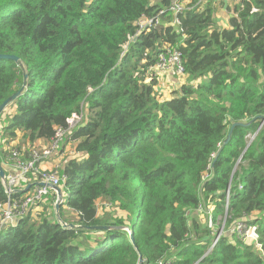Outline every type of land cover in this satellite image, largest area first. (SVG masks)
Returning a JSON list of instances; mask_svg holds the SVG:
<instances>
[{
    "label": "trees",
    "instance_id": "1",
    "mask_svg": "<svg viewBox=\"0 0 264 264\" xmlns=\"http://www.w3.org/2000/svg\"><path fill=\"white\" fill-rule=\"evenodd\" d=\"M177 1L186 8L173 26V0H0V54L21 60L0 59V103L27 74L0 119V166L16 172L13 151L30 160L66 128L41 158L64 154L54 164L64 221L132 227L143 264H264V0L233 2L224 21L215 0ZM143 15L161 21L136 35ZM167 46L185 75L162 96L149 67ZM234 122L244 124L223 144ZM26 179L16 185L38 180ZM54 197L0 229V264H136L122 231L63 229ZM239 220L251 238L232 230Z\"/></svg>",
    "mask_w": 264,
    "mask_h": 264
},
{
    "label": "built area",
    "instance_id": "2",
    "mask_svg": "<svg viewBox=\"0 0 264 264\" xmlns=\"http://www.w3.org/2000/svg\"><path fill=\"white\" fill-rule=\"evenodd\" d=\"M185 8L186 6L177 0H173L172 4L167 8L166 11L172 13V20L170 23L174 24L173 26L178 24L179 21L177 15ZM160 21L161 19L158 16H141L137 21V30L135 34L138 35L144 30L155 28ZM149 71L158 79L155 86L156 90L162 88V74L173 76L174 78L181 80L185 75L181 52L178 49H172L168 46L165 47L159 52L156 63L149 67ZM80 120L81 115L73 113L66 121L68 130L75 126ZM66 130V128H58L55 132V137L52 140L51 146L45 148L40 154L34 152L32 159L30 160L25 161L19 159L18 153L13 151L12 158L15 161L14 168L17 171H6V180L10 188H14L20 181H26L27 172H30V175L34 178H38L37 181H45L59 187L62 178L58 175V170L53 167V169H49L48 171H38L35 163L41 162V158L49 156L54 150L59 148L62 136ZM253 135H249V138L252 139ZM9 168V170H14V168ZM33 186L34 189L30 192L29 189L22 199L15 200L8 197L6 201H0V229L7 225H15L18 220L25 215L30 205L36 206L37 203L51 191L45 186ZM232 230L240 238H251L248 233V227L243 220L237 221L232 227ZM221 233L222 227L215 232L209 250L216 244Z\"/></svg>",
    "mask_w": 264,
    "mask_h": 264
},
{
    "label": "water",
    "instance_id": "3",
    "mask_svg": "<svg viewBox=\"0 0 264 264\" xmlns=\"http://www.w3.org/2000/svg\"><path fill=\"white\" fill-rule=\"evenodd\" d=\"M170 25H174V24L170 23ZM2 58H9V59L15 60V61L19 62V64H21V60L13 54L12 55L0 54V59H2ZM26 78H27V74H24V84L21 85V88L19 91L11 94L10 96H8L5 100H3L0 103V113L7 106V104L12 102L16 97H18L20 95L21 90L25 86ZM258 119H260V121L262 122L264 120V116H258ZM243 124H244L243 122L232 123L229 127V130L226 134V137L223 141V144H225L229 141L234 127H236L238 125H243ZM249 143L250 142L247 143V146L249 145ZM0 183L2 184V186L4 188V192L6 194H9V195L23 194V193L27 192L28 189L32 185H39V186L47 187L49 190H51L55 194L54 201H53V215H54V218H55L57 224H59L63 229L73 230V231L86 230V231H90V232L91 231H102V230H119V231H122V232L126 233L130 243L133 245V248L137 252L138 258H137L136 264H143L144 260H143L142 255L139 252V250L135 244L132 227H130L128 225H122V224H119L116 226H110V225H90V226H87V225H82V224H76L73 222H66L61 218L60 212H59V208H60V205H61L62 200H63V192L60 190L59 187L52 185V184L45 182V181H36V182L27 183L25 186L20 187V188H10L8 183H7V180H6V173L3 170L2 166H0Z\"/></svg>",
    "mask_w": 264,
    "mask_h": 264
},
{
    "label": "rangeland",
    "instance_id": "4",
    "mask_svg": "<svg viewBox=\"0 0 264 264\" xmlns=\"http://www.w3.org/2000/svg\"><path fill=\"white\" fill-rule=\"evenodd\" d=\"M238 0H233V1H231V0H215V2H216V4H220V9H219V13H218V18L221 20V19H223V17H226V16H229L230 14H231V6H232V4H233V2H237ZM183 2H185V1H183ZM228 18V17H227ZM181 79H183V77L181 78ZM168 82H166V83H164V84H161L162 85V88L160 89V90H157V93L159 94H161V95H163V94H165V95H169V92H170V88L168 87ZM170 86H172V85H170ZM174 89H177V85H176V88H174ZM11 108H13V109H15V107L13 106L12 107V105H7L3 110H2V112H1V114H0V119H4V118H6V115H8V116H10V114H9V109H11ZM16 110V109H15ZM84 123V121H82L79 125H82ZM1 126H2V124H0V128H1ZM249 135H253V134H248L246 137H247V143L248 142H251L252 141V139L255 137V135H256V133H254V135H253V137H252V139H250L249 138ZM70 143V142H69ZM68 147V149L67 150H65V151H67V154H70V153H73L72 152V149H73V145H72V143H70L69 145L66 143L65 144V147ZM63 152V151H62ZM64 156V154L63 153H60V154H58V155H55L54 157L56 158V160L59 162L61 159H62V157ZM53 167H54V163L52 162L51 163V165H49L48 166V168H46V169H53ZM5 168V167H4ZM14 188H20V186H15ZM7 195V198L8 197H11V196H13V195H9V194H6ZM37 209H41L40 208V206H38V205H36L35 206V208H34V210L36 211ZM66 215H67V212L65 213ZM250 229H248V233H249V236H250ZM211 246V245H210ZM209 246V247H210Z\"/></svg>",
    "mask_w": 264,
    "mask_h": 264
},
{
    "label": "crops",
    "instance_id": "5",
    "mask_svg": "<svg viewBox=\"0 0 264 264\" xmlns=\"http://www.w3.org/2000/svg\"><path fill=\"white\" fill-rule=\"evenodd\" d=\"M227 17L228 16H226V17H223V21L224 20H226L227 19ZM224 24H225V22H223ZM161 77H162V82H161V84H164V83H166V82H168L169 84H168V87L172 90V89H174V88H176V85H177V83H178V79H176V78H174L173 76H168V75H166V74H162L161 75ZM170 85H172V86H170ZM170 90V91H171ZM162 96H168V95H165V94H163ZM10 111H9V114H12L15 110L13 109V108H11V109H9ZM42 143V141H38V142H36V144H41ZM68 145L70 144V143H67ZM68 149V147L66 146H64L63 147V151H65V150H67ZM73 155V154H72ZM72 155H69L68 157H70V156H72ZM79 156H81V154L79 155ZM56 163L57 162V160H56V158L55 157H52V158H50L49 160H45L44 162H40V168H42V169H45V168H48V166L49 165H51V163ZM10 168L8 167V170H9Z\"/></svg>",
    "mask_w": 264,
    "mask_h": 264
},
{
    "label": "clouds",
    "instance_id": "6",
    "mask_svg": "<svg viewBox=\"0 0 264 264\" xmlns=\"http://www.w3.org/2000/svg\"><path fill=\"white\" fill-rule=\"evenodd\" d=\"M212 241V240H211Z\"/></svg>",
    "mask_w": 264,
    "mask_h": 264
}]
</instances>
